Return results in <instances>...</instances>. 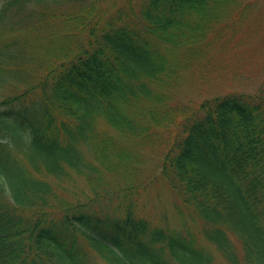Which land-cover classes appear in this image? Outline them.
<instances>
[{
    "label": "trees",
    "instance_id": "trees-1",
    "mask_svg": "<svg viewBox=\"0 0 264 264\" xmlns=\"http://www.w3.org/2000/svg\"><path fill=\"white\" fill-rule=\"evenodd\" d=\"M248 5L0 0V264H220L137 213L134 147L153 127L174 133L158 175L200 235L228 264H264V88L174 95Z\"/></svg>",
    "mask_w": 264,
    "mask_h": 264
},
{
    "label": "rangeland",
    "instance_id": "rangeland-1",
    "mask_svg": "<svg viewBox=\"0 0 264 264\" xmlns=\"http://www.w3.org/2000/svg\"><path fill=\"white\" fill-rule=\"evenodd\" d=\"M125 1L103 0V5L113 9V6ZM218 35L198 66L180 72L174 92L179 102L194 105L215 94L229 91L256 94L264 88V0H249L239 21ZM172 132L153 127L147 134L150 143L134 147L140 167L136 181L143 187L139 192L137 213L154 224L188 235V238L196 234L199 243L208 247L220 264H228L214 245L200 235L201 219L188 207L181 206L173 191L158 175L162 151L175 140ZM75 183L78 187L85 186L80 178ZM97 260L101 264V260Z\"/></svg>",
    "mask_w": 264,
    "mask_h": 264
}]
</instances>
